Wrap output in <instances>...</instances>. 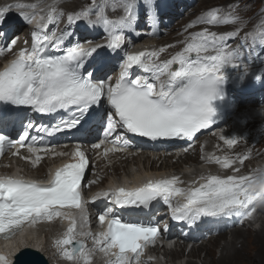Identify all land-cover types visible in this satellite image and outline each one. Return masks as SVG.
<instances>
[{
	"label": "snow or ice",
	"instance_id": "1",
	"mask_svg": "<svg viewBox=\"0 0 264 264\" xmlns=\"http://www.w3.org/2000/svg\"><path fill=\"white\" fill-rule=\"evenodd\" d=\"M11 7L13 5L0 7V40L5 41L0 53L11 51L17 43L9 31L3 29ZM14 7L20 10L24 22L35 23L31 47L21 48L0 68V154L18 144L32 154L25 159H31L33 166L42 159L41 152L67 155L47 147L46 138L62 133L75 135L93 121L97 122L96 127L102 128V138L91 147L99 149L106 142L113 145L104 148V155L130 146L129 134L152 142L191 139L212 123V101L223 98V69L237 70L241 79L250 72L251 54L246 63L239 48L232 49L224 43L236 32L218 35L208 28L190 32L180 41L183 47L163 61L153 57H158L164 47L151 52L123 51L127 33L141 18L140 0H103V3L92 0L80 10L70 12L65 28L53 30L51 34L45 29L62 15L55 0L41 9L45 14L25 11L34 8L32 4L19 3ZM143 8L149 22L158 21L155 0H144ZM109 10L119 15L109 17ZM229 17L232 21L239 19L232 13ZM229 17L220 15L219 9L214 8L187 24L185 30L200 22L228 23ZM79 22L100 27L104 33L103 43H81L79 38L73 42L69 28ZM247 36L264 45V31L250 32ZM106 50L122 59L114 83L110 76L107 80L97 79L95 73L86 71V65L93 59H99L103 66L105 58L109 57ZM134 67L145 74L133 79ZM255 78L259 80L261 76ZM29 113L56 118L50 124L37 123L28 119ZM254 113L264 119V113L258 110ZM33 131L38 135L31 134ZM13 132L18 138H13ZM220 138L229 147L237 143L235 137ZM37 144L45 147L38 148ZM18 153L19 149L14 154ZM71 156L69 162L50 172L46 182L0 175V238L10 241L7 251L0 249V264H13V253L26 246L27 237L16 239L26 227H35L40 221H52L56 217L69 220L66 230L54 240L57 252L69 264H91L96 250L109 256L106 264H144L141 255L147 245L160 237L159 225L153 219L128 222L115 214V208H148L153 201L162 200L172 220L198 227L203 218L251 217L257 198L264 204V172L209 174L201 176L198 184L190 182L188 187H181L183 181L176 175L149 179L135 188L117 186L97 192L91 198L92 202L104 198L111 204L98 217L106 228L93 236L83 231L88 221V201L82 196V180L90 162L79 142ZM210 159L227 169L235 159L243 162L244 158L225 155ZM167 228L165 224L164 231ZM84 236H92V249L78 239Z\"/></svg>",
	"mask_w": 264,
	"mask_h": 264
},
{
	"label": "rangeland",
	"instance_id": "2",
	"mask_svg": "<svg viewBox=\"0 0 264 264\" xmlns=\"http://www.w3.org/2000/svg\"><path fill=\"white\" fill-rule=\"evenodd\" d=\"M88 0H60L56 4L60 6L63 11L67 9H72L74 6H81L82 3L85 4ZM102 1V0H100ZM264 2V0H193V3H195V12L193 16H195L198 12L212 6H218L225 11H231L232 14L236 15L240 21L235 22V21H230V24L226 26L225 28L217 29L214 32H216L218 35L225 34L227 32H238L235 36L230 37L227 39L224 43L228 45L232 49L239 48L242 53L246 52L247 54L243 57L246 58L249 56L250 52L259 46V40L253 41L250 36H247L248 33H258L259 30L257 31H252V21L255 18V16L258 13L260 5ZM201 6V8H199ZM199 8V9H198ZM73 9L72 11H74ZM198 10V11H197ZM234 10V12H233ZM192 12V13H193ZM223 13V11L221 10ZM191 15V14H189ZM192 18V17H191ZM175 23L177 22L178 18H175ZM189 20L183 21L179 20L178 25H182L181 28H178L174 24V29L171 31L167 32L166 30H162V32L159 33L158 41L153 40L152 46H157V49L159 50L161 47H164V51L161 52L163 54H166L168 50H171V48L180 46L182 41L183 35L186 34L185 26L188 23ZM244 21V22H243ZM255 21V19H254ZM55 23V22H53ZM252 25V26H251ZM177 27V28H175ZM142 29V28H141ZM170 29V28H169ZM86 38H89L87 36ZM160 38V39H159ZM94 43H101V38H98L95 40ZM250 49V50H248ZM174 50V49H172ZM260 108L261 110L264 111V102L260 103L258 106H254V108ZM231 117H236V113H233ZM260 114L253 113L252 116L246 118L245 116H240L239 118H233L230 121V124H226L228 134L231 133L229 128H235L236 126V121L242 120L245 122L247 119L255 120L257 118H260ZM236 119V120H235ZM261 119V118H260ZM254 126V132L255 135L252 137H243L247 141V145L245 146L243 143L238 142L234 145L231 146L230 149H226L228 145L226 144V147H223L222 144V139L217 138L216 141L209 140V137L215 133V130H212L208 133L203 134L198 140L197 143L193 146V150L185 153L184 149L175 150V151H170L167 154L172 153L171 155L174 154V157L172 159H169L170 162H174L175 160L177 161V156L182 154V155H190L186 156L187 159L189 160L188 163L183 162L182 160L179 161L177 164V168L174 167L171 163L169 165H172V167L165 168L164 173H168L169 175H181L183 176L182 178H185L186 176L190 174H194L197 171H202V173H216V174H225V173H231V174H255L257 169L262 167L264 164V134L261 137V130L264 133V119H262L260 122H256L252 124ZM246 129V128H242ZM247 130V129H246ZM221 133V132H220ZM227 134V135H228ZM233 136V135H232ZM234 137V136H233ZM230 137V138H233ZM236 138V137H235ZM240 138L237 139L239 141ZM207 144V148L204 147L203 143ZM200 150V152H198ZM177 153V154H176ZM214 153L220 154L219 155H214ZM159 153H149L147 155L149 156H155L158 155ZM144 155V156H143ZM142 156L140 155V160L143 161V158L147 156L146 154H143ZM161 155V154H160ZM214 155V156H212ZM225 155H228L232 158L236 157H243V156H250L248 159L243 160L241 162L239 159H235V163L232 165L231 168H221L219 164L215 162V160L210 159L212 157H223ZM162 156V155H161ZM210 157V158H209ZM202 159V161L198 162V159ZM137 159V157H136ZM149 159L145 158L143 162H146L147 164L149 163L152 166H155L158 164L159 161L155 162L153 161L152 163L150 162ZM197 162H196V161ZM168 160H164V162H167ZM194 162V163H192ZM140 163V164H139ZM142 162H133V161H126L125 163L123 162H118L117 163V168L119 170V174H123V169H128L131 172L135 173L138 169L142 168ZM163 162H161L162 164ZM148 164V165H149ZM240 164V165H239ZM113 168L111 167L110 164L105 166H96L92 165L90 166L88 170V174L86 177V180L91 179L92 176H94L95 172L100 170L99 173H103L105 176H110L113 173ZM167 169V170H166ZM233 169H238V172H234ZM136 170V171H134ZM121 171V172H120ZM199 171V172H200ZM190 179H193V176L190 177ZM95 185V184H94ZM90 185H88V188ZM263 215H264V210L263 211H258L251 220H249L245 226H243L239 231H245L242 234V241L239 242L235 248L230 249L229 251L226 252L225 256L226 259L228 260L227 264H264V230L262 226H264L263 223ZM262 220V224H261ZM257 226V227H256ZM50 229H48V233L53 232L56 230V224H51L48 226ZM255 228L252 233H249V229ZM37 234L41 232L40 229H36ZM263 230V231H262ZM263 232V235H262ZM257 235H256V234ZM235 234V229L227 231L226 233H221L213 238H210L208 240H205L204 243H201L200 246L197 244L193 245V248H198L201 250V254L196 253V254H190L189 251L185 252L183 254L181 263L186 262L188 260H192L196 264H201L203 261V255L204 251L202 247L205 245H213L214 242H217V244H222L225 241H229L230 239L234 237ZM262 240V241H261ZM198 246V247H196ZM219 246V247H218ZM215 247L214 254L217 256H220V245ZM232 254V255H231ZM230 257H229V256ZM234 256V257H233ZM228 257V258H227ZM57 257H54L53 261L54 264H57ZM261 258V259H260ZM50 260V259H49ZM67 264L69 262L65 260ZM65 261L61 264H66ZM208 261V259H207ZM50 264H52V261H49ZM156 264L155 261H152V264Z\"/></svg>",
	"mask_w": 264,
	"mask_h": 264
},
{
	"label": "bare ground",
	"instance_id": "3",
	"mask_svg": "<svg viewBox=\"0 0 264 264\" xmlns=\"http://www.w3.org/2000/svg\"><path fill=\"white\" fill-rule=\"evenodd\" d=\"M183 1V0H182ZM92 2V0H88L85 4H83L82 3V5L81 6H74V8H72V9H67V10H65L64 11V13L67 15V14H69L70 12H74V11H78V10H80L83 6H85V5H87V4H89V3H91ZM6 3L7 2H4L2 5H6ZM187 3H188V0H184L183 2H180V3H174L173 5H174V7H176V10L177 11H179V9H181L184 5H187ZM50 4H52V3H50ZM49 4V5H50ZM73 9H75L74 11H72ZM195 10V5H191V6H186V9H185V11H184V13H180V12H178V15H176V16H167V18H169L170 19V21L172 22V21H175L176 19L175 18H178V20H177V22L174 24L175 26H177L178 28H181L182 27V25H178V21H179V18H181V17H183V15H185V13H186V15H185V17H183L181 20H183V21H186V20H189L190 19V17H191V15H189V14H191L194 10ZM114 15H119V12H115V14ZM254 19H255V21H254ZM253 19V21H252V25L254 24H256V19H257V17L256 18H254ZM74 26H71L70 28H73ZM177 27H175V28H177ZM7 28V27H6ZM69 28V29H70ZM172 28H174V26H170V29H172ZM7 30V29H6ZM16 30H18V28L17 27H12V28H10V34L12 33V32H14V31H16ZM145 30H147V32H148V30H149V28H147V27H145ZM21 31H22V29L18 32V33H21ZM16 35H18V34H16ZM156 34H153L152 36L154 37ZM14 37V36H13ZM136 37H137V42H141V41H145V39L142 37V36H138V35H136ZM17 38V37H16ZM160 39V38H159ZM178 47V46H177ZM177 47H174V48H171V50H168V53H169V56H171L172 54H174L176 51H173L172 49H175V48H177ZM148 48H150V46H147V45H145L143 48H140L138 51H146V52H149V49ZM0 55H4V54H0ZM164 55L162 54L161 55V58L163 57ZM157 61H159V60H157ZM263 85H264V83H263ZM260 96H263V100H264V89H262L261 91H260V94H259V97ZM257 98V99H256ZM259 99H258V97H255V98H252V99H250V100H243L242 102H245V101H250V102H255V101H258ZM242 102H240V104H239V106L242 104ZM254 110H258V111H261L262 113H264V111L263 110H261L259 107L258 108H253V109H248L247 110V114H251V113H253L254 112ZM247 114H245V115H243V116H246ZM261 118V117H260ZM260 118H257V119H255L254 121H250V122H248L247 124H245L244 125V127H242V128H246L248 131H249V137H252V136H254L255 135V132H254V126H252V124H254V123H256V122H260L262 119H260ZM225 121H227V123H229V121H228V119H226ZM264 127V126H263ZM246 129H243V131L244 130H246ZM239 131V130H238ZM242 133H245V132H242ZM231 134H233V132H231ZM263 132H262V130H261V137L263 136ZM218 135H219V133H213L210 137H209V140H212V141H216L217 140V138H218ZM230 136V135H229ZM238 138H239V136H238ZM241 139H240V141H241V143H243L245 146L247 145V141H246V139H244V138H242V137H240ZM198 140V139H197ZM196 140V141H197ZM222 144H223V147H226V144L222 141ZM203 145H204V147L205 148H207V144H206V140H205V143H203ZM231 147H226V149H230ZM192 150L194 151V149L192 148ZM179 151V150H178ZM189 151H191V149H188L185 153H187V152H189ZM89 152L90 153H92V149H90L89 150ZM198 152H200V150L198 151ZM159 154L158 155H155V156H153V157H151V156H149V155H147L146 156V158L147 159H149L150 160V162L152 163L153 161H155V160H157V161H159L158 162V164L157 165H155V166H152V165H150L149 163V165L146 163V162H143V161H139L140 160V158H138V160L136 159V157H133L132 158V160L134 161V162H136V161H138V162H142L141 164H142V169L140 170V169H138L137 171H136V173H135V175H133L132 177H129L128 176V173H129V170L128 169H123V174L121 175L122 177H121V179H120V183H121V185L120 186H125V185H127L128 183H130V182H132L133 181V178H138V177H141V176H151V177H159V175H160V173H162V174H164V172H165V168H168V167H172V165H174V167L175 168H177V164H174V163H178V160L179 161H183V162H185V163H188L189 162V160H191V159H187L186 158V156H190V155H179L178 157L179 158H177V161L175 160L174 162H170L169 161V159H172V157H174V154L173 155H171V153L170 154H165L164 152H158ZM162 156H161V155ZM177 154V153H176ZM124 155V157L121 159V161L123 162V163H125L126 161H127V155L126 154H123ZM214 155H219L220 156V154H217V153H214ZM142 156V155H141ZM144 156V155H143ZM210 158V157H209ZM148 160V161H149ZM164 160H168L167 162H164ZM157 161H155V162H157ZM196 161V160H195ZM200 161H202V159H198V162H200ZM102 162H104V161H102ZM161 162H163L162 164H161ZM171 163L172 165H169V163ZM197 162V161H196ZM192 163H194V162H192ZM140 164V163H139ZM179 164V163H178ZM98 165H101V164H98ZM240 165V164H239ZM119 168V167H118ZM118 168H117V165L115 164V169H116V172H114L112 175H110V176H105L103 173H99L100 172V170H99V172L98 171H96L95 172V174H94V176H92V178H98V176H99V180H100V182L101 183H103L104 182V180L106 179H108L109 177H110V179L109 180H107L106 181V185L105 186H109V185H111V183H112V181L116 178V177H119V170H118ZM167 170V169H166ZM153 171H155V172H157L156 174H150V172H153ZM200 171V170H199ZM166 174V176H167V174L168 173H165ZM152 175H155V176H152ZM201 176H204V174L202 173V171H200V172H198V175H197V177H201ZM93 182H95V181H92L91 183H93ZM99 184V183H98ZM95 188H98V186L96 187V186H93V187H91L90 188V190H92V189H95ZM162 210L161 209H159V214H160V212H161ZM257 211H260V210H257ZM263 223H264V215H263ZM41 227H42V230L44 231L46 228L44 227V225L42 224V225H40ZM206 225H199L198 227H195V229H201L202 227H205ZM244 226H245V224H244ZM242 227H234V228H232V229H230V230H234L235 229V234H234V237L232 238V240L230 239L229 241H225V242H223L222 244H217V242H214L213 243V245H205V247L203 246L202 247V249H203V251H204V255H203V261L201 262V264H227L228 263V260L226 259V256H225V254H226V252L227 251H229L230 249H232V248H235L236 247V245L239 243V242H241L242 241V234L241 233H243V232H245V231H239L240 229H241ZM263 228V230H264V226L262 227ZM36 229H39V224L37 223V225L35 226V227H29V228H27V230H26V233H25V235H21V236H19L18 238H17V240H20V239H22V238H24V237H27V240H26V245H40V244H46V243H51L48 239H46V240H44V235H40V236H38V234H35V230ZM60 229V226L57 228V231ZM185 229V228H184ZM214 229H219L218 231H214ZM221 230H223V224L222 223H219V222H217V223H214L209 229H207V230H199L198 231V234L199 235H201V236H199L198 237V239L194 242V243H196L197 241H201V242H199V243H197V245L198 246H200V244L201 243H204V241H202L203 239H206V240H208V239H210V238H213V237H215V236H217V235H219V234H221V233H226L227 231H223V232H221ZM262 230V231H263ZM254 231V229L253 228H251V229H249V233H252ZM214 232H216V233H218V234H216L215 236L213 235L214 234ZM255 232V231H254ZM264 232V231H263ZM263 232H262V235H263ZM40 233V232H39ZM172 233H174V231L172 232ZM256 234V233H255ZM257 235V234H256ZM262 241V240H261ZM180 245V244H179ZM218 245H220L221 247H220V256H217V255H215L214 254V250H215V247H217ZM198 246H196V247H198ZM219 247V246H218ZM47 250L46 251H44L43 252V254L46 256V258L48 259V261H52V264H54V257H57L56 259H57V264H61L63 261H65L64 259H62L60 256H59V254H57V253H55L54 251H53V249H51V248H49V247H47L46 248ZM168 256H172V258H178L179 256H180V254H181V252H183L184 251V249H181V250H176V251H174L173 249H170V250H167V249H162ZM49 251H52L51 253L49 252ZM189 252H190V254H196V253H199V254H201V250L200 249H196V248H191L190 250H189ZM232 255V254H231ZM229 256V255H228ZM230 257V256H229ZM234 257V256H233ZM228 258V257H227ZM50 259V260H49ZM207 259H208V261H207ZM261 259V258H260ZM264 260V259H263ZM61 261V263H59ZM171 261V259L170 260H167V263L168 262H170ZM65 263H66V261H65ZM67 264V263H66ZM186 264H196V263H194L192 260H188L187 262H186Z\"/></svg>",
	"mask_w": 264,
	"mask_h": 264
},
{
	"label": "clouds",
	"instance_id": "4",
	"mask_svg": "<svg viewBox=\"0 0 264 264\" xmlns=\"http://www.w3.org/2000/svg\"><path fill=\"white\" fill-rule=\"evenodd\" d=\"M197 1V0H196ZM199 1V0H198ZM192 5H195L192 4ZM201 8V6L199 7ZM198 8V9H199ZM219 9V14L222 15V16H225V17H229V13H231V11H225L224 9L218 7V6H212V7H208L200 12H198L195 16H197L198 14L200 13H205L209 10H212V9ZM221 10L223 11V13L221 12ZM198 11V10H197ZM196 12V11H195ZM191 13V17L194 18L195 16H193V14L195 13ZM190 17L189 21L192 20V18ZM258 17L257 15L255 16V18ZM230 19V17H229ZM187 21V20H186ZM240 19H237L235 20V22H239ZM185 22V21H184ZM244 22V21H243ZM230 24V22L228 23H223V24H214V25H209L207 23H203L201 25H198L196 26L195 28H193L191 30V32H196V31H202L203 29L205 28H208L209 31H215L217 29H221V28H225L226 26H228ZM252 26V25H251ZM238 32H236L237 34ZM184 38V37H183ZM257 99V98H256ZM243 100L239 101L238 102V107L231 111L229 114H228V117L226 119H228L229 123H227V121L225 120H222L221 123L219 125H216L215 127V133H219L218 135V138L221 139L220 137L221 136H224L225 138H230V137H236V139H238V136L239 138L240 137H249V131L248 130H244L242 129V127H244L245 124H247L248 122L250 121H253L251 119H247L245 122H243L242 120L240 121H236V126L235 128H229L230 129V132H233V134L229 133L228 134V131H227V127H226V124H230V121L233 119V118H239L240 116H243L245 114H247V110L248 109H253L254 106H258L260 105V103L264 102V100H262V102H259V101H255V102H250V101H245V102H242ZM240 102H242V104L239 106ZM261 112V111H260ZM233 113H236V117H231ZM254 113V112H253ZM253 113L251 114H247L245 117L248 118L250 116L253 115ZM236 120V119H235ZM239 130V131H238ZM210 132V131H208ZM207 131L201 133L200 135H198L196 138H195V141H194V144L191 145L190 147L188 148H185V149H191L193 148V146L197 143V139H199L203 134L205 133H208ZM221 132V133H220ZM242 132H245V133H242ZM228 134V135H227ZM230 135V136H229ZM233 135V136H232ZM241 139V138H240ZM240 139L238 142H240ZM245 139V138H244ZM224 142V140H223ZM225 143V142H224ZM184 147L182 148H179L178 150L180 149H183ZM173 153V152H172ZM171 153V154H172ZM181 155V154H180ZM179 156V155H178ZM177 156V157H178ZM214 156V155H212ZM211 156V157H212ZM180 157V156H179ZM178 157V158H179ZM250 156H243V160H246L248 159ZM256 173H261V172H264V164L262 165V167H260L259 169H257ZM198 172L197 171L196 173L194 174H190L188 176H186L185 178H182L183 176L181 175V173L179 175H177L181 181H183V183L180 185L181 187H188L190 182L192 181H196L197 184L200 182L199 180V177H197L198 175ZM255 173V174H256ZM204 176H207L211 173H203ZM212 174H216V173H212ZM216 175H222V176H226V175H232L231 173H225V174H216ZM237 175H247V174H237ZM171 175L167 174V177H169ZM193 176V179H190V177ZM257 187H259L260 185H256ZM254 207H255V210L253 211V214L251 217H236V216H233V217H227V218H220V219H214V218H203V222L200 224V225H206L204 228V230H207L209 229L214 223H228L227 226H224L223 224V230H221V232L223 231H230V229L234 228V227H243L244 224H246L249 220H251L253 218V216L258 212L257 210H260V211H263L264 210V204H261L260 202V198H257V201L255 202L254 204ZM163 210V209H161ZM263 220V219H262ZM262 220H261V224H262ZM171 222H177V221H174L172 220L168 215L166 214H163L162 215V218L161 220H159V222L155 221V223L157 225H159L160 229H161V235L160 237L155 241V243H152V244H149L148 245V251H149V254L150 256L153 258L151 261H149L147 264H152V261H155L156 264H185V262L181 263V260H182V257H183V254L187 251H189L193 245L201 242V241H197L196 243H194L197 239H194V238H191L189 237L188 234H184L182 233L181 231L179 230H172V227H171ZM168 225V227H171L170 229L168 228L167 231H164V225ZM257 227V226H256ZM263 227V226H262ZM187 227H185V231L188 233V229H186ZM255 229V228H253ZM172 230V231H171ZM219 229H214V231H218ZM174 231V233H172ZM218 234L216 232H214V236ZM206 239H203L202 241H205ZM180 244V245H179ZM167 249V250H170V249H173L174 251L176 250H181V249H184L183 252H181L180 256L178 258H172V256H168L162 249ZM190 253V252H189ZM143 255V253H142ZM170 262L167 263V260H170ZM145 262V261H143ZM154 264V263H153Z\"/></svg>",
	"mask_w": 264,
	"mask_h": 264
},
{
	"label": "water",
	"instance_id": "5",
	"mask_svg": "<svg viewBox=\"0 0 264 264\" xmlns=\"http://www.w3.org/2000/svg\"><path fill=\"white\" fill-rule=\"evenodd\" d=\"M13 264H49V262L37 250L26 247L15 255Z\"/></svg>",
	"mask_w": 264,
	"mask_h": 264
}]
</instances>
